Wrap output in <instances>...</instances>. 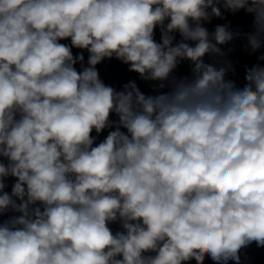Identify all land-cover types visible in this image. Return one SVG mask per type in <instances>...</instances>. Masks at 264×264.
Masks as SVG:
<instances>
[{
  "label": "clouds",
  "instance_id": "1",
  "mask_svg": "<svg viewBox=\"0 0 264 264\" xmlns=\"http://www.w3.org/2000/svg\"><path fill=\"white\" fill-rule=\"evenodd\" d=\"M221 7L254 14L245 48L264 46V0H0V215L20 213L0 264H240L264 246V64L237 85L205 62L240 35L204 27ZM113 57L171 90L106 85Z\"/></svg>",
  "mask_w": 264,
  "mask_h": 264
},
{
  "label": "water",
  "instance_id": "2",
  "mask_svg": "<svg viewBox=\"0 0 264 264\" xmlns=\"http://www.w3.org/2000/svg\"><path fill=\"white\" fill-rule=\"evenodd\" d=\"M209 11H211L209 9ZM221 11L223 13L222 17H213L210 22L204 21L203 25L206 27L209 32H213L217 25H227L229 29L233 32H239L240 35L237 36L233 41L228 44L221 45L220 47L223 49V56H213L211 54H206L204 59L207 63H214L217 67L226 66V62H231L233 68L228 71L226 79H231L236 82L237 85H241L245 82V71L246 66L251 64H264V61L259 60L258 57L264 53V46L257 48L256 50H252L250 47L245 48V44L247 43L246 33L254 30V14L246 12L244 9L239 10L237 13L233 14L229 11H225L221 7ZM167 23V21H166ZM176 41L174 43L179 42L181 36L179 33H176ZM154 38L157 42L161 41V32L159 26L155 29ZM60 43L70 45L71 39L61 40ZM188 43L193 44L194 42L189 41ZM73 54L77 55L80 52H83L84 55V66H88V58L89 53L87 50L72 48ZM77 71H81V64L78 62L75 65ZM191 61L184 60L182 61L177 68L171 74L173 77L183 78L190 77L192 75L191 72ZM96 68L99 72L100 78L106 85H110L116 90H122L123 85L128 83L129 81L135 80L138 87L142 92L146 95H156L163 92H168L171 90L170 87H165L163 89H159V81H145L140 78V74L135 71L129 70V65L123 63L121 60L113 58H105L101 63L96 65ZM154 85L156 87H154ZM110 119L118 120V117L115 113L110 114ZM115 130V126L112 128H106L102 133L97 134L95 130H93L92 135L97 137L95 140L94 146L98 145L101 141H103L110 131ZM122 131L127 132L126 129H122ZM0 160L7 163V159L0 156ZM17 178L16 177H8L6 178V189L5 191L11 193L13 184ZM19 202V201H18ZM13 215H20V213L8 212L6 214L0 215V224H2L5 220L9 219ZM110 229L113 233L117 231L123 230L121 225L118 222H113L109 224ZM240 264H264V246H257L255 242L252 244L243 247L240 250ZM185 264H217V262L213 261L210 256L205 257L202 262H198L195 258L190 261L185 262ZM229 264H236L235 261H230Z\"/></svg>",
  "mask_w": 264,
  "mask_h": 264
}]
</instances>
